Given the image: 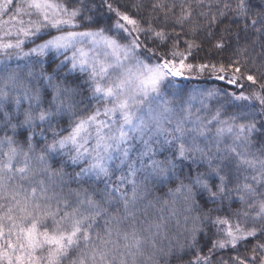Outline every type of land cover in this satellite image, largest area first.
Here are the masks:
<instances>
[{
    "label": "snow or ice",
    "instance_id": "obj_1",
    "mask_svg": "<svg viewBox=\"0 0 264 264\" xmlns=\"http://www.w3.org/2000/svg\"><path fill=\"white\" fill-rule=\"evenodd\" d=\"M0 68V264H264V0H0Z\"/></svg>",
    "mask_w": 264,
    "mask_h": 264
},
{
    "label": "rangeland",
    "instance_id": "obj_2",
    "mask_svg": "<svg viewBox=\"0 0 264 264\" xmlns=\"http://www.w3.org/2000/svg\"><path fill=\"white\" fill-rule=\"evenodd\" d=\"M10 63V67H15L17 61L12 60L9 61ZM3 69L0 68V73H2ZM153 186V185H152ZM152 186L151 187V191H152ZM149 199H154V197L152 195H150ZM148 221L149 222H160V218L161 216H165L167 217L169 215V209L168 208H164L162 205L160 204H156L155 207L149 208L148 210ZM143 208L141 210V219H144L143 215ZM167 232L168 234V238L164 237V232ZM145 235H147V233H145ZM173 237H176L177 239H180V233L178 232L176 225H175V221L174 220H168L166 228L161 230V235L156 237V247H153L151 242L149 241L148 244H146V248H145V256H151L153 258V261L155 263V261L161 257H159L161 254L165 255L164 253L168 250L169 244H175V239H172ZM162 255L163 259L165 258ZM148 264H152V261H149Z\"/></svg>",
    "mask_w": 264,
    "mask_h": 264
},
{
    "label": "trees",
    "instance_id": "obj_3",
    "mask_svg": "<svg viewBox=\"0 0 264 264\" xmlns=\"http://www.w3.org/2000/svg\"><path fill=\"white\" fill-rule=\"evenodd\" d=\"M181 2H182V0H181ZM249 54H250L251 58H257L258 59L261 53H260V50L258 48L255 51H253L252 48H249ZM185 83L188 84L190 87H193V88L204 87L205 86L203 84L197 85V84L191 83L189 81H185ZM166 191H167L166 188L162 189L161 186H159V185H153L152 186V191H151V195L154 197L153 200H155V198L157 196H159L161 198H166L165 197ZM65 195H67V191H65ZM236 207H239V202L238 201L236 203ZM162 255L163 254H161L159 256L161 258L157 259L154 264H169V258L167 256L163 255L165 257L163 259ZM152 264H153V262H152Z\"/></svg>",
    "mask_w": 264,
    "mask_h": 264
}]
</instances>
